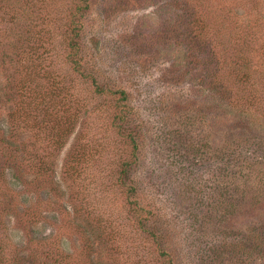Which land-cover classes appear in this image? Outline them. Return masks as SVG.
Returning a JSON list of instances; mask_svg holds the SVG:
<instances>
[{
    "label": "rangeland",
    "instance_id": "obj_1",
    "mask_svg": "<svg viewBox=\"0 0 264 264\" xmlns=\"http://www.w3.org/2000/svg\"><path fill=\"white\" fill-rule=\"evenodd\" d=\"M0 264H264V0H0Z\"/></svg>",
    "mask_w": 264,
    "mask_h": 264
},
{
    "label": "trees",
    "instance_id": "obj_2",
    "mask_svg": "<svg viewBox=\"0 0 264 264\" xmlns=\"http://www.w3.org/2000/svg\"><path fill=\"white\" fill-rule=\"evenodd\" d=\"M201 28H203V27H201ZM198 37H199V35H198ZM200 39V38H199ZM196 38L195 37H192L191 38V41L193 42V44L195 45V44H197V43H195L196 42ZM200 43H203V42H201V39H200ZM204 44V43H203ZM116 92V91H115ZM120 92V91H119ZM120 94H121V96H122V98H125V93L124 92H120Z\"/></svg>",
    "mask_w": 264,
    "mask_h": 264
}]
</instances>
